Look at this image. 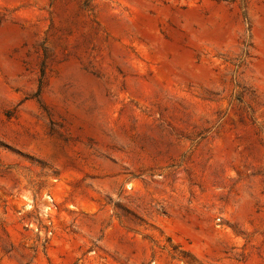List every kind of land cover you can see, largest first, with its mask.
Segmentation results:
<instances>
[{
  "label": "rangeland",
  "instance_id": "obj_1",
  "mask_svg": "<svg viewBox=\"0 0 264 264\" xmlns=\"http://www.w3.org/2000/svg\"><path fill=\"white\" fill-rule=\"evenodd\" d=\"M0 264H264V0H0Z\"/></svg>",
  "mask_w": 264,
  "mask_h": 264
}]
</instances>
